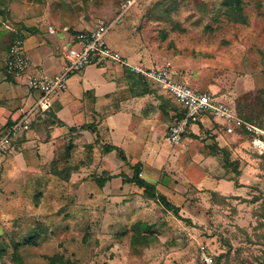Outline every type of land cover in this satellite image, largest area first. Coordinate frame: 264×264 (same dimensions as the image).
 <instances>
[{
    "label": "rangeland",
    "instance_id": "rangeland-1",
    "mask_svg": "<svg viewBox=\"0 0 264 264\" xmlns=\"http://www.w3.org/2000/svg\"><path fill=\"white\" fill-rule=\"evenodd\" d=\"M124 1L0 0V74L16 33L56 46L116 18ZM107 40L132 63L175 66L236 109L251 103L241 116L264 133V0H133ZM170 103L175 122L182 109ZM46 119L0 155V264H49L56 254L78 264H203L202 246L218 264H264V134L226 135L212 122L190 129L181 157L171 143L176 157L157 178L177 215L125 182L133 169L107 152L95 124L54 136L59 123Z\"/></svg>",
    "mask_w": 264,
    "mask_h": 264
},
{
    "label": "crops",
    "instance_id": "crops-1",
    "mask_svg": "<svg viewBox=\"0 0 264 264\" xmlns=\"http://www.w3.org/2000/svg\"><path fill=\"white\" fill-rule=\"evenodd\" d=\"M25 39L27 55L36 67L53 75L63 70L66 48L70 47L72 37L55 38L56 46H51L41 35H30ZM38 98L39 93L28 87L27 78L10 79L6 72L0 74V129L17 121ZM170 100L178 104L161 85L132 74L126 67L110 63L92 65L71 76L67 91L52 99L49 109L40 112L34 121L44 122L52 116V120L59 123L51 126L54 136L95 124L108 144L123 151L126 159L120 162L129 164L127 175L140 164L142 177L155 183L158 191L169 197L157 176L158 166L176 157L167 138L176 115ZM200 127L215 129L212 121L203 119L193 124L191 130L197 132L195 128L199 130ZM25 134L28 135L25 132L21 137ZM187 142L188 138L177 145V157L189 151L184 145ZM147 158L154 162H147ZM215 180L218 185L221 183V180Z\"/></svg>",
    "mask_w": 264,
    "mask_h": 264
},
{
    "label": "built area",
    "instance_id": "built-area-1",
    "mask_svg": "<svg viewBox=\"0 0 264 264\" xmlns=\"http://www.w3.org/2000/svg\"><path fill=\"white\" fill-rule=\"evenodd\" d=\"M133 0H125L122 12L112 20H99L90 30L80 31L72 36L71 45L65 53L63 70L50 74L42 67H36L26 52V39L16 33L7 52L5 72L14 79L27 78L30 90L38 92V101L25 109L23 115L13 124L0 129V155L7 153L14 142L27 132L40 113L47 111L52 99L64 94L68 89L69 78L88 66L106 63L126 67L132 74L154 81L182 108V116L170 125L167 138L173 145H180L193 124L208 119L219 125L226 135L248 133L257 138L264 133L255 124L240 116L236 108L228 102L208 92H202L189 85L182 78L181 71L172 65L164 67L131 63L125 55L113 48L107 34L123 22ZM49 30L54 32V27ZM203 264H218L206 246L200 249Z\"/></svg>",
    "mask_w": 264,
    "mask_h": 264
},
{
    "label": "trees",
    "instance_id": "trees-1",
    "mask_svg": "<svg viewBox=\"0 0 264 264\" xmlns=\"http://www.w3.org/2000/svg\"><path fill=\"white\" fill-rule=\"evenodd\" d=\"M13 38H12V41H13ZM12 41H11V43H12ZM11 43L9 44L6 53L8 52ZM9 78L12 79V77H9ZM236 110H237L238 114L241 116V113H243L244 111L245 112L252 111V104L248 103L245 106L240 104L238 106V109H236ZM257 114H259V113H257ZM83 127H85V125L82 126V128ZM243 133H245V132H243ZM113 150H116L119 154H121L122 159H124V160L126 159L125 155H124V153H123V151L121 149H119V148H117V147H115L113 145H110V146L107 147V152H111ZM133 169H134V175L132 177H126L125 182L126 183H134L137 186H139L140 188H143L144 189V193L146 194L147 197L157 200L166 209L172 210V211L175 212V214L178 215L180 207L175 205L174 203H172L166 195H164L161 192H159L155 183H153L151 181H148L147 179L142 177L141 165L137 164L136 166L133 167ZM111 177L112 176L110 175V177H108V179L111 178ZM105 182H106V180H101V181H99V185L101 187H104ZM48 260H49V264H78L76 261H73L71 259H67L63 255H60V254H56L54 256L48 257Z\"/></svg>",
    "mask_w": 264,
    "mask_h": 264
}]
</instances>
